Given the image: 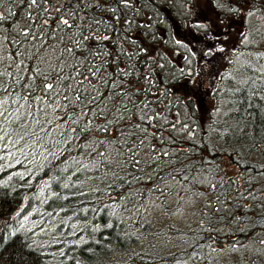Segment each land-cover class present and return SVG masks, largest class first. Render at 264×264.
Returning a JSON list of instances; mask_svg holds the SVG:
<instances>
[{"label": "trees", "instance_id": "1", "mask_svg": "<svg viewBox=\"0 0 264 264\" xmlns=\"http://www.w3.org/2000/svg\"><path fill=\"white\" fill-rule=\"evenodd\" d=\"M211 1L245 20L202 112L190 0H0V264H264V0Z\"/></svg>", "mask_w": 264, "mask_h": 264}, {"label": "rangeland", "instance_id": "2", "mask_svg": "<svg viewBox=\"0 0 264 264\" xmlns=\"http://www.w3.org/2000/svg\"><path fill=\"white\" fill-rule=\"evenodd\" d=\"M230 5V8H227L228 13L220 14V9L217 10L211 0H190L191 20L206 21L210 27L206 37L202 35L206 43L204 41L203 46H200L201 41L198 43L200 48L208 50V56L197 62L192 71L182 79L180 87L188 89L193 86L191 92L196 95L202 112L212 107L211 94L216 78L224 68L227 57L234 49L243 30L244 14L233 12V6L231 3ZM249 18L258 21L254 14L249 15ZM183 25L188 27V20Z\"/></svg>", "mask_w": 264, "mask_h": 264}, {"label": "snow or ice", "instance_id": "3", "mask_svg": "<svg viewBox=\"0 0 264 264\" xmlns=\"http://www.w3.org/2000/svg\"><path fill=\"white\" fill-rule=\"evenodd\" d=\"M116 2V0H96V4L94 5V7H98L101 10L105 9V8H110L111 9V4ZM121 3L127 5L128 0H120ZM32 4H36L37 0H31ZM80 4H84L85 7H87V5L85 4V0H78L77 3V7H79ZM112 11H115V9H111ZM59 11V9H58ZM249 15H252V13H249ZM4 17L2 14H0V20H3ZM45 23H47V21H45ZM61 23L66 26L67 28L71 29L73 27V25L69 24V21L67 19H63L61 21ZM85 40L88 39V37H84ZM103 39H108V37H103ZM67 52L71 53L72 49L71 48H67L66 49ZM99 54V53H97ZM93 68H95L96 70L93 71L92 68L89 69V72L91 73L92 76H97L98 72H99V68L96 65L92 66ZM63 70V64L62 62H60V57H57V63L54 64L50 71L48 73H45L43 75V79L45 81L49 80L50 78L55 79V80H59L61 82H63L65 79H70V77H65L60 75V72H62ZM53 73H55L56 75L53 76ZM84 79H87V76L84 77ZM83 80H80L77 82V84H82ZM116 85L113 84V87H115ZM42 95L36 96L37 100H40L44 103H54L56 108H59L61 106L60 101L58 99H56L55 97H52L51 102H49L48 100V96L50 93H52L53 90H56V94L59 95L60 91H63L62 89H58L56 84L51 83V82H45L42 85ZM123 94V93H120ZM26 99V98H25ZM69 98L67 95L64 96V100L67 101ZM76 99L79 100V94L77 92L76 95ZM95 99V98H94ZM5 103V101H0V106H2ZM13 103H15V101H13ZM29 115H31V113H29ZM0 118H4L5 120L7 119V117H5V113L3 111H0ZM16 120H19V116H17L15 118ZM0 131L4 132V135H0V141H3L5 136L8 135V133L6 131H4V129L2 128V126H0ZM43 131V130H42ZM26 135V134H25ZM21 139H24V137L22 136ZM102 155V154H101ZM229 180H231L232 178L229 177ZM221 183H225V178L221 177ZM64 187H68L67 184L64 185ZM212 187H215V185H212ZM218 211V210H217ZM25 219H27V217H25ZM261 243H264V241H261Z\"/></svg>", "mask_w": 264, "mask_h": 264}]
</instances>
